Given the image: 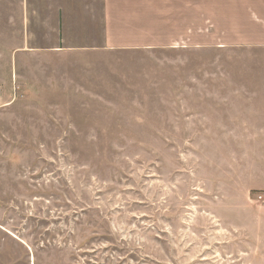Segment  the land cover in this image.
<instances>
[{"label": "rangeland", "instance_id": "obj_1", "mask_svg": "<svg viewBox=\"0 0 264 264\" xmlns=\"http://www.w3.org/2000/svg\"><path fill=\"white\" fill-rule=\"evenodd\" d=\"M99 11L100 0H0V51L26 45L27 28L34 46L56 42L59 24L72 38L91 33ZM238 50L191 58V66L206 67L189 66L188 79L200 72L203 82L246 83L252 59ZM173 55L113 59L110 105L93 109V119L104 121L96 130L80 123L66 133L74 115L64 108L57 116L33 109L24 133L0 121V264H260L230 220L200 215L201 140L168 139L166 123L155 121L166 118L165 107L153 106L162 102L155 89ZM142 102V115L139 106L125 110Z\"/></svg>", "mask_w": 264, "mask_h": 264}, {"label": "crops", "instance_id": "obj_2", "mask_svg": "<svg viewBox=\"0 0 264 264\" xmlns=\"http://www.w3.org/2000/svg\"><path fill=\"white\" fill-rule=\"evenodd\" d=\"M98 17L93 32L81 31L76 38L59 24L50 46L31 45L27 28L26 45L0 51V121L24 133L31 129L33 109L49 108L40 111L57 116V108H64V115H74L66 120V133L80 131V123L96 130L104 121L93 119V109L110 105L113 59L122 53L174 52L155 89L162 102L153 108L165 107L166 118L155 121L166 123L168 139L201 140L197 189L206 207L200 215L230 220L235 236L244 237L246 249L264 264V202L255 197L264 192V0H100ZM244 47L252 59L246 83L203 82L200 72L188 79L191 58L202 60L211 51L213 57H227L224 49L238 55ZM193 66L198 71L206 63L190 70ZM137 106L142 115L148 103L128 104L125 110ZM149 121L154 120L133 122ZM112 122L132 120L106 123Z\"/></svg>", "mask_w": 264, "mask_h": 264}, {"label": "built area", "instance_id": "obj_3", "mask_svg": "<svg viewBox=\"0 0 264 264\" xmlns=\"http://www.w3.org/2000/svg\"><path fill=\"white\" fill-rule=\"evenodd\" d=\"M257 200L264 202V192L260 191L255 194Z\"/></svg>", "mask_w": 264, "mask_h": 264}]
</instances>
